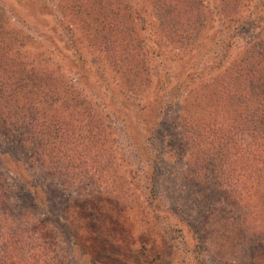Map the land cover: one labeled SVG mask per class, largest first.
<instances>
[{"label":"rangeland","instance_id":"obj_1","mask_svg":"<svg viewBox=\"0 0 264 264\" xmlns=\"http://www.w3.org/2000/svg\"><path fill=\"white\" fill-rule=\"evenodd\" d=\"M201 1L202 15L192 12L180 20L188 30L186 24L200 18L179 45L158 28L152 0H123L149 70L147 85L133 96L95 44L86 27L90 17L84 8L71 7L73 0H0L7 36L23 44L24 54L56 67L83 101L61 114L73 137L82 140L62 148L71 158L64 174L83 176L86 185L79 191L54 186L38 156L19 150L21 167L6 173L16 210L50 226L45 241L54 264H264L263 208L232 203L222 190L208 186V177L186 178L180 152L161 159L158 152L165 135H177V106L187 101L192 110L198 104L195 117L204 109L212 114L210 93L218 76L245 43H264V0H243L231 18L220 15L215 0ZM163 104H170L165 112ZM12 143L0 133V152H11ZM55 150L57 165L61 148L56 144ZM147 158L153 171L146 179L156 180L152 192L138 173ZM33 182L45 190L42 209L28 198ZM82 194L90 195L87 202L78 199ZM47 198L54 206L43 204Z\"/></svg>","mask_w":264,"mask_h":264},{"label":"trees","instance_id":"obj_2","mask_svg":"<svg viewBox=\"0 0 264 264\" xmlns=\"http://www.w3.org/2000/svg\"><path fill=\"white\" fill-rule=\"evenodd\" d=\"M215 1L223 18L233 17L243 5V0ZM73 3L76 6L71 7L76 10L84 8L86 19L88 16L91 19L86 27L93 31L99 51L109 58L126 92L136 96L134 94L147 85L149 70L129 8L123 0H73ZM152 4L158 28L167 40L179 45L193 34V24L200 18L192 17L194 19L186 24L188 30H184L180 20L192 12L199 16L204 11L201 0H152ZM171 21L174 26L170 25ZM22 45L16 42L15 36H7L0 18V133L5 140L13 141L11 152H0L5 159L0 160V170L4 171L0 174V264H54L45 241V236L51 234L50 226L16 210L10 197L12 191L6 184V173L16 174L15 168L21 167L24 159L16 153L19 150L38 156L47 171L46 177L54 186L64 191L76 187L79 191L86 185L83 176L73 179L64 174L70 168L71 158L62 148L76 138L67 129L71 125L61 114L72 112L83 101L56 67L48 68L44 60H35L39 56L24 54ZM234 56L211 89L213 113L204 114L207 111L204 109L195 117L198 104L194 110L191 109L193 104L187 101L179 104L177 135H165L167 140L160 142L158 152L160 159L164 155L177 156L180 152L181 161L185 160L182 174L186 178L208 177V186L222 190L232 203L245 206L253 203L264 210V43L247 42ZM168 106L163 104L161 111L168 110ZM140 123L144 126L146 121ZM156 128L158 125L154 122L153 134L157 133ZM56 144L61 148L62 157L57 165ZM58 169L63 175L57 174ZM151 171L153 165L147 158L138 173L146 181L145 188L149 187L152 192L156 189V180L146 179ZM31 188L33 194L27 191L30 202L42 209L39 202L46 199L45 190L34 182ZM88 197L89 194H82L78 199L87 202ZM44 203L54 206L49 199ZM73 208H67L65 213ZM41 216L49 219L52 214L42 213ZM68 218L72 220L76 216L71 213ZM69 225H73V220Z\"/></svg>","mask_w":264,"mask_h":264}]
</instances>
